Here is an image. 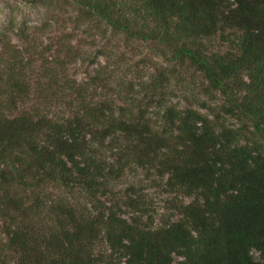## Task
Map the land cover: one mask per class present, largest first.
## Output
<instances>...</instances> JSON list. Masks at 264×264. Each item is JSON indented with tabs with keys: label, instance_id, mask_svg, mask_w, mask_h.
<instances>
[{
	"label": "trees",
	"instance_id": "trees-1",
	"mask_svg": "<svg viewBox=\"0 0 264 264\" xmlns=\"http://www.w3.org/2000/svg\"><path fill=\"white\" fill-rule=\"evenodd\" d=\"M21 1L68 5L153 46L221 104L206 115L163 106L154 123L141 102L163 94L164 72L141 101L117 106L81 89L69 99L52 74L30 75L35 39L10 21L0 29V264H264V0ZM135 168L176 201L158 227L125 216L139 212L132 199L104 201Z\"/></svg>",
	"mask_w": 264,
	"mask_h": 264
},
{
	"label": "rangeland",
	"instance_id": "rangeland-1",
	"mask_svg": "<svg viewBox=\"0 0 264 264\" xmlns=\"http://www.w3.org/2000/svg\"><path fill=\"white\" fill-rule=\"evenodd\" d=\"M10 21L35 39V50L31 49L34 66L30 75L40 78L52 74L49 83L54 85L56 82L63 92L68 88L64 93L69 95V99L75 90L81 89L88 93V97L117 106L125 100L141 101L145 97L144 90L157 80L160 72H164L168 81L165 83L163 80V94L152 96L151 102L146 101L147 96L141 102L142 109L147 107L145 113L154 123L162 121L163 106L172 105L176 110L190 107L206 115L207 108H217L221 104L219 96L205 93L202 78L193 70H174L172 63H168L153 46L127 40L103 23L85 19L68 5L42 7L21 0H0V29L9 28ZM12 43L20 49L25 48L15 38ZM157 85H160L158 80ZM65 100L67 98L57 102L52 100L51 111L57 114L64 112ZM226 121L238 125L235 120ZM157 181L155 176H148L141 169L126 171L113 184V196L102 200L108 205L112 198L126 204L132 199L139 212L135 214V209L126 206L122 208L125 216L141 217L143 223L149 225L151 222L158 227L172 218V207L176 201Z\"/></svg>",
	"mask_w": 264,
	"mask_h": 264
}]
</instances>
